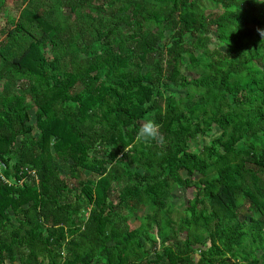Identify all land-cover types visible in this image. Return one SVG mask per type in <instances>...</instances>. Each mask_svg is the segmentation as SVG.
<instances>
[{
    "label": "trees",
    "instance_id": "1",
    "mask_svg": "<svg viewBox=\"0 0 264 264\" xmlns=\"http://www.w3.org/2000/svg\"><path fill=\"white\" fill-rule=\"evenodd\" d=\"M207 1L0 0V264H264V0Z\"/></svg>",
    "mask_w": 264,
    "mask_h": 264
},
{
    "label": "rangeland",
    "instance_id": "2",
    "mask_svg": "<svg viewBox=\"0 0 264 264\" xmlns=\"http://www.w3.org/2000/svg\"><path fill=\"white\" fill-rule=\"evenodd\" d=\"M43 1H44L45 9L47 11L55 8V4H56L55 0H43ZM204 2L207 3V4H209V5H211L209 3V1H207V0H204ZM13 7H14V5L12 3H10L9 4V7L7 8V10H5L3 13L6 14V15L9 14V13H13L15 11L13 9ZM60 9H61L60 12H63V15L68 14V13H71V19L72 20H74L76 18V16H78L76 13L70 12L69 8H66V9L63 10V8L60 7ZM85 11L86 12H89L90 9L89 8H86ZM91 11L93 12V13H91L92 16H94L96 18L99 16L98 12L95 11L94 9H92ZM104 15H106V14H102V16L104 17V19L105 18L107 19V23H109V26H113L115 23H117L116 22V21H118L117 18H109L108 16H104ZM82 18H81V20H82ZM84 18H85V16H84ZM81 20L79 21V23L75 24V26H78L79 24H81L82 23ZM3 25H4V20H3V18H0V28ZM121 26H124V25L122 24ZM124 28H125V26H124ZM126 28H127V26H126ZM87 32H88V30H87ZM168 35H169V31L166 32V36L167 37H168ZM162 45H163V42H159L158 45H157L158 49H160L162 47ZM158 55H159V53H156L155 54L156 58L158 57ZM47 56H48L49 59H51L50 53H47ZM143 68H144V70H146V67H143ZM4 82H5L4 79L3 80H0V91H1V89L3 87V85L5 84ZM167 89L173 91L175 89V87L174 86L173 87L168 86ZM23 90L27 92L29 90V87L27 85H25V87L23 88ZM166 94H167V92H166ZM35 111H36L35 108L32 107V109H31V120L29 121V124H35V122H36L35 121ZM38 132L39 131L37 130L36 131V134ZM208 140H209V138H205L203 141L206 142ZM68 163L67 164H63V165L61 164L60 169H61V171H62L63 174H69V172H70L68 170V168H67ZM0 166L3 167L2 165H0ZM89 176L92 178L95 175L94 174H90ZM193 193H194V189L175 188L172 191V199L171 200H172V203H174L175 207H177V209H175V211L173 213V217L174 218H178V215L183 211V208H184V206L186 204L185 201L187 200L188 197L192 196ZM111 198H113L115 202L117 201L118 197H117L116 191H113L111 193ZM145 213H146V207L140 206L138 209L135 210V212H134L135 215L134 214L130 215V223L132 225L139 226L140 223H141V219H142V217L144 216ZM88 214H89V210L88 209L84 210L81 213V215L82 216H85V217H87ZM247 214H248L247 208H246V205L244 204L241 207V216L240 217L243 218ZM6 264H8V263H6Z\"/></svg>",
    "mask_w": 264,
    "mask_h": 264
},
{
    "label": "clouds",
    "instance_id": "3",
    "mask_svg": "<svg viewBox=\"0 0 264 264\" xmlns=\"http://www.w3.org/2000/svg\"><path fill=\"white\" fill-rule=\"evenodd\" d=\"M264 34V33H262ZM159 135V125L153 119H147L139 129L137 139H150Z\"/></svg>",
    "mask_w": 264,
    "mask_h": 264
},
{
    "label": "built area",
    "instance_id": "4",
    "mask_svg": "<svg viewBox=\"0 0 264 264\" xmlns=\"http://www.w3.org/2000/svg\"><path fill=\"white\" fill-rule=\"evenodd\" d=\"M0 165L4 166L2 162H0ZM2 168H4V167H1V166H0V171L2 170ZM2 177H3V179H5L4 176H2ZM5 180H6V179H5Z\"/></svg>",
    "mask_w": 264,
    "mask_h": 264
}]
</instances>
